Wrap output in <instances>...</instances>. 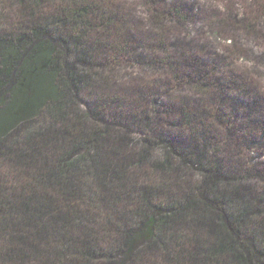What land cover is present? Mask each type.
<instances>
[{
	"label": "trees",
	"instance_id": "1",
	"mask_svg": "<svg viewBox=\"0 0 264 264\" xmlns=\"http://www.w3.org/2000/svg\"><path fill=\"white\" fill-rule=\"evenodd\" d=\"M143 2L141 46L128 0H0V264H264V200L232 186L209 136L211 122L239 114L229 91L255 104L256 87L235 74L220 83L193 55L177 62L162 33L191 24L185 6ZM133 65L150 70V86L114 88ZM173 83L206 98L169 111L184 146L152 115Z\"/></svg>",
	"mask_w": 264,
	"mask_h": 264
},
{
	"label": "rangeland",
	"instance_id": "2",
	"mask_svg": "<svg viewBox=\"0 0 264 264\" xmlns=\"http://www.w3.org/2000/svg\"><path fill=\"white\" fill-rule=\"evenodd\" d=\"M128 3L133 24L144 37V41L137 43L142 46L145 41L147 43L145 31L150 28V8L143 0H128ZM171 3L173 6L184 5L187 19L191 23H169V33H162L166 46H173L171 52L177 57V62H184L185 58L193 55L200 60L199 67L217 70L220 83L231 81L235 74L236 77L243 76L256 87L258 99L255 104H250L245 98L239 99L235 91H229L227 98L230 108H238L239 114L235 115L230 110L226 112L224 124L211 122L209 136L218 142L220 163L231 176L232 186L245 193L250 192L253 198L264 200V27L259 21L264 0H171L168 4ZM243 24H255L256 31L249 33ZM160 34L158 32L156 38H160ZM147 52L153 56L152 49H147ZM147 52L144 51L145 54ZM185 66L186 70L191 68L187 64ZM118 74L114 87L117 90L127 84L150 86L149 81L155 79L150 70L137 65L120 69ZM166 75L170 78L169 74ZM160 89L163 94L159 111L152 114L155 131L176 145H188L190 142L185 128L177 123L176 115L169 111L179 98H188L195 106L200 100L206 101V98L202 94L198 95L197 90L191 89L189 84L183 87L174 83L166 84ZM82 99L84 108L89 109L91 98L83 94ZM150 104L153 107V103ZM208 109L213 115L214 110L210 106ZM130 127L137 130L132 124ZM260 130L262 133L258 134ZM138 137L131 136L133 139ZM179 169L180 176L191 182L189 171ZM248 172L253 177L247 178ZM241 176L245 179L241 180ZM199 180L201 176L195 174L193 182ZM254 220L264 230V205Z\"/></svg>",
	"mask_w": 264,
	"mask_h": 264
}]
</instances>
